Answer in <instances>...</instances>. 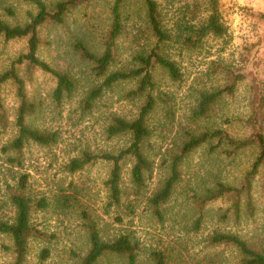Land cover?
<instances>
[{"label": "rangeland", "instance_id": "1", "mask_svg": "<svg viewBox=\"0 0 264 264\" xmlns=\"http://www.w3.org/2000/svg\"><path fill=\"white\" fill-rule=\"evenodd\" d=\"M8 1L13 5L19 21L24 20L28 9H32L23 0ZM108 1L94 0L90 6L74 8L63 25L48 23L40 29L39 56L52 66L69 71L76 78L77 87L69 99L57 105L52 97L55 80L38 69L27 76L24 66H19L18 71L25 79L27 95L36 104L29 123L40 129L56 130L59 134L58 141L52 145L26 146L21 167L7 163L6 154L1 149L15 135L13 114L17 105L13 85L6 83L2 86L1 96L8 119L5 127L0 125V221L9 220L14 215L6 185H12L18 173L26 171L33 193L53 197L55 193L65 191L75 195L78 204L65 211L50 205L44 210L32 212V225L46 235L29 238L24 264H78L89 248L81 210H87L97 223L103 240H111L120 233H131L141 247L137 264H152L148 256L149 248L169 242L175 249L176 264H219L225 257L231 259L234 254L230 249H225L221 255L218 252L220 249L215 251L207 248L205 237L216 228L257 236L260 241L264 239V168L253 181L256 207L253 216H248L242 206L240 218L236 222L232 201L219 198L203 206L204 220L200 229L193 231L192 221L199 216V202L194 196H202L204 189L213 187L216 181L238 185L250 167L253 157L251 152L239 154L230 163V159L222 153L208 152V145H202L192 151L181 166L179 180L162 206L165 217L163 224L157 221L145 203L157 182L168 174L167 164L162 159L173 142L178 143L185 138V132L193 127V123L196 122L201 128L220 126L234 134H241L238 120L248 113L251 77L256 75L264 79V19L257 15L264 13V0H219L222 20L228 33L226 43L208 38L201 51L183 52L176 56L181 72L180 81H171L164 71L155 70L154 79L159 90L168 97L172 118L166 117L161 103L150 115L149 122L154 131L149 140L153 171L137 197L132 194L133 184L129 174L131 162L129 159L122 162L121 188L124 194L121 207L107 206L108 192L104 182L110 169L108 162L97 160L75 172L68 171L66 166L72 157L80 156L83 149L116 153L126 147L130 142L128 134L108 137L105 127L113 115L134 118L143 102V96L128 95L135 87L134 81L124 80L103 89L90 109L84 110L80 104L87 92L102 78L94 75L91 63L80 61L72 51L71 44L74 38L86 35L93 25L98 30L103 27ZM156 1L171 27L181 0ZM5 17L11 20V17ZM25 47L24 38L6 41L0 37V72L6 70ZM119 56L118 59L125 57L123 52H119ZM131 63L114 61L110 68L118 69ZM215 63L244 70L247 78L238 84L233 94L225 95L215 104L206 120L192 123L191 112L198 93L222 83L220 75L213 70ZM129 201L135 204L132 211L126 209ZM248 217L254 218L251 220ZM45 247L49 250V256L41 259L40 252ZM13 260L12 240L0 232V264H12ZM96 264L127 262L123 257L106 255Z\"/></svg>", "mask_w": 264, "mask_h": 264}, {"label": "trees", "instance_id": "2", "mask_svg": "<svg viewBox=\"0 0 264 264\" xmlns=\"http://www.w3.org/2000/svg\"><path fill=\"white\" fill-rule=\"evenodd\" d=\"M32 9L25 13L23 21L15 16V10L8 0H0V37L4 40H26L25 50L19 53L10 66L0 72V125L5 127L7 113L3 105L1 89L6 83L14 87L17 105L14 111V137L2 146L6 161L10 165L21 167L23 149L29 144L49 146L58 141V131L40 129L29 123L35 112L36 104L26 92V83L18 68L24 66L27 76L34 69L48 73L54 80L53 100L57 105L69 99L77 87L76 78L67 70L52 66L41 58L38 50L41 44L40 29L48 23L63 25L69 13L80 6H90L94 0H23ZM180 7L169 27L156 0H109L103 27L98 30L93 25L87 34L76 37L71 44L72 51L80 61L92 64L91 70L102 81L93 86L80 101L82 108L90 109L103 89L115 82L134 81L130 96H143V102L137 115L132 119L113 115L105 127L108 137L116 135L130 136L129 144L115 152L90 151L83 149L80 156L72 157L67 169L75 172L97 160L110 165L104 184L107 189V206L121 207L124 191L122 184V162L129 159L132 194L137 197L146 181L151 178L153 162L150 157L149 140L154 131L150 125V115L159 104L165 108V115L170 117L168 97L157 87L154 79L156 69L164 71L171 81H180L181 72L176 56L183 52L201 51L208 38L226 43L227 27L222 20L219 0H181ZM11 17V20L5 17ZM264 19V13H258ZM119 52L125 57L118 59ZM114 61H132L131 64L111 69ZM217 61V60H211ZM214 72L220 75L219 83L210 90L200 91L195 107L191 112L192 123L207 119L213 107L225 95L235 92L238 84L247 78V72L234 69L220 63L214 64ZM253 77V78H252ZM251 77L249 84V108L245 117L238 121L241 134L232 133L227 128L216 126L198 127L193 123L185 132V138L173 145L165 154L162 162L168 167V174L159 180L153 192L146 197V207L156 216L161 224L165 222L162 206L171 196L179 180L180 169L188 155L202 145H208V152H220L232 163L239 154L249 151L253 157L250 167L244 172L238 185L216 181L213 187H206L202 196H194L199 206V216L191 224L193 231H198L204 220L203 206L219 199H230L235 220L238 222L242 206L248 216L255 213L253 181L264 168V79ZM167 106V107H165ZM173 116V115H172ZM168 155V156H167ZM8 199L14 209L9 220L0 221V232L7 234L13 243L14 260L12 264H24L27 255L28 240L31 236L42 237L46 234L35 228L31 222L32 212L44 210L52 205L60 211L77 205V197L65 191L55 193L53 197L33 193L29 184V173L19 172L15 182L7 184ZM134 202L129 201L126 209L134 210ZM226 215V213L224 214ZM85 220L84 228L88 237L89 248L78 264H96L106 255L123 257L127 264H137L140 243L128 232L120 233L111 240L101 239L97 223L87 210H81ZM251 220L254 217H248ZM52 236V235H51ZM206 247L218 251L230 249L234 254L231 259L225 257L219 264H264V239L257 236L243 235L230 229H213L206 237ZM174 246L169 242L160 247H150L148 256L152 264H176ZM215 254V253H214ZM41 259L49 256L48 248L40 252ZM212 258L213 255L211 256Z\"/></svg>", "mask_w": 264, "mask_h": 264}]
</instances>
